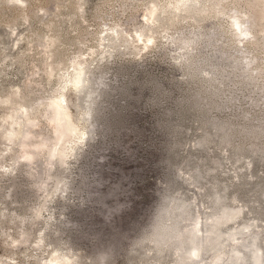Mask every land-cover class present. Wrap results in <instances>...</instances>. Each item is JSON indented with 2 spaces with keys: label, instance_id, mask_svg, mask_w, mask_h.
I'll return each instance as SVG.
<instances>
[{
  "label": "rangeland",
  "instance_id": "rangeland-1",
  "mask_svg": "<svg viewBox=\"0 0 264 264\" xmlns=\"http://www.w3.org/2000/svg\"><path fill=\"white\" fill-rule=\"evenodd\" d=\"M174 1L0 0V264H51L54 250L70 264H197L196 244L201 264H253L256 250L264 261V154L251 153L264 138L223 142L204 124L262 123L264 0ZM193 94L212 99L205 114ZM59 98L86 136L64 162L42 146L59 132ZM119 240L113 259H94Z\"/></svg>",
  "mask_w": 264,
  "mask_h": 264
},
{
  "label": "bare ground",
  "instance_id": "bare-ground-1",
  "mask_svg": "<svg viewBox=\"0 0 264 264\" xmlns=\"http://www.w3.org/2000/svg\"><path fill=\"white\" fill-rule=\"evenodd\" d=\"M188 1L189 0H177V1H174V2H176L175 3L176 9L179 8V7H181L182 5L185 6V4ZM171 4H173V2ZM194 5H196V3ZM150 8H151V10L149 9L150 10L149 11L150 12V16L147 15L148 16L147 23H149V24L151 23V20H153L156 6L154 5V7H150ZM177 11H176V13H178ZM165 13H167V12H165ZM195 19H197V18H195ZM154 20H155V17H154ZM243 20L240 17H238V16H232V19L230 21L231 24H232L233 30L237 34L241 35V38L246 37L250 33L249 30H248V28L245 26V22ZM152 23H154V22H152ZM154 24H156V23H154ZM150 26H151V24H150ZM115 32L116 31L113 30V32L111 33L113 35V37L116 36ZM143 34L144 33H143V29H142L141 31L138 32L139 38ZM152 40H153V36H151V37L149 36V38H147V41L145 40L146 45L149 42H151ZM182 43L185 44V42H182ZM71 67H73L72 74L70 72V74L72 75V77H71V79L70 78L69 79H70V82L73 85L74 90L78 91L85 84L86 70H85V67H84V63L83 62H80V61L79 62H73V64H72ZM52 105H53V109H54V112H55V116L58 117L59 132L56 134V136L52 139V141L50 143H44V144H42V146H44V147L47 146L48 147L49 156H51L52 158H56L60 162H64L66 160V157H67L68 153H69V150H73V148L78 143L83 142L84 139L86 138V136H85V133H82L81 134V133H79L77 131V126H76L77 124L75 125V122L72 120V118L70 116V113L68 112V106H67L66 103H64L63 99L59 98L57 100H54L52 102ZM238 213H239V211L228 212L222 218L221 221H223V220L224 221H232L238 215ZM240 232H242V230H236V231L231 232L229 235L232 236V237H234L233 235H236V234H238ZM190 256L194 260H197V262H198L197 264H201L200 263V261H201V246H200V244L194 245V247L192 248V250L190 252ZM261 256H262V253L260 251L256 250V253L254 254V262H253V264H264V261L262 260ZM74 258L75 257H73V259ZM49 259L50 260L48 262L51 263V264H70L71 261H72L71 258H70V256H68L67 254H60V253L58 254V250H54L53 251V257L52 258H49Z\"/></svg>",
  "mask_w": 264,
  "mask_h": 264
},
{
  "label": "trees",
  "instance_id": "trees-1",
  "mask_svg": "<svg viewBox=\"0 0 264 264\" xmlns=\"http://www.w3.org/2000/svg\"><path fill=\"white\" fill-rule=\"evenodd\" d=\"M155 95L156 97H158V95L160 96V94H162V90L160 89V87L156 84L155 85ZM186 104L189 107L192 108H196L197 110H199V112H202V114L206 113V106L208 104H211L212 99H204L201 96H197V94H193L190 96L186 97ZM214 105L215 106H222L221 102H216L214 101ZM204 124L205 126H212V130H214V132L216 131L219 138H221L223 140V142H230L232 140V138H234L235 136H239L240 138H242V140L244 138H246L248 135L247 134H253L255 136H260L262 138H264V116H262V123L258 125V128H253L250 124H246L245 126H243L244 128H237L234 124H232V122L227 121V122H218L215 121L211 118L205 117L204 118ZM168 129L172 130L173 132H177L176 131V126L172 125V124H168L166 126ZM215 135V134H214ZM212 137L211 136H207V134H205L201 140H198L196 142L197 145H202L204 142H206L207 140H211ZM177 145V142L174 140L172 142H170L168 144V148L170 150V152H172V150H174V147ZM242 148L241 145L236 147V150H240ZM252 154H255L258 156V158L262 159V154H264V144H260L257 145L254 150H252L251 152ZM167 162H170V160H166ZM249 168L250 166H253V162H251L250 164H248ZM191 177L194 180H200V178L203 177V174L200 173V168H198V166L195 168L194 172H192V176H188ZM169 183V184H168ZM168 187H170V185H173L175 182L174 180H169L168 181ZM176 194V193H175ZM171 194H169L170 196ZM174 195V194H173ZM216 194H213L211 199H213L215 201V196ZM220 196V194H219ZM171 198V197H169ZM144 240L146 241L147 239L145 238L144 234H140L139 236H137L136 238H133L132 240V244L129 246L128 251H129V261L132 260V258L135 256L134 253L137 252L136 247L140 244H142L144 242ZM122 250V246H120V240H119V244L117 245H111L109 248H107V250H104L103 252H98V254H96V257L94 259L97 260H103V261H107L109 258L113 259L114 255L116 252Z\"/></svg>",
  "mask_w": 264,
  "mask_h": 264
}]
</instances>
